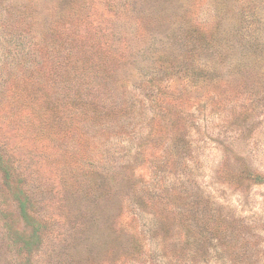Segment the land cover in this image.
<instances>
[{
  "label": "rangeland",
  "instance_id": "1",
  "mask_svg": "<svg viewBox=\"0 0 264 264\" xmlns=\"http://www.w3.org/2000/svg\"><path fill=\"white\" fill-rule=\"evenodd\" d=\"M0 264H264V0H0Z\"/></svg>",
  "mask_w": 264,
  "mask_h": 264
}]
</instances>
